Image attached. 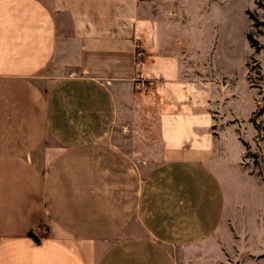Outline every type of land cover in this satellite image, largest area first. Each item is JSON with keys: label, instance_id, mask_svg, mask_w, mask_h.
I'll return each instance as SVG.
<instances>
[{"label": "crops", "instance_id": "crops-1", "mask_svg": "<svg viewBox=\"0 0 264 264\" xmlns=\"http://www.w3.org/2000/svg\"><path fill=\"white\" fill-rule=\"evenodd\" d=\"M159 9L0 0V264H181L175 248L217 233L225 193L215 164L239 133L232 122L213 128L211 80L185 72ZM231 77L217 75V125L232 119L220 103L240 95ZM122 86L154 98V121L146 112L133 127H157L159 158L146 169L110 137Z\"/></svg>", "mask_w": 264, "mask_h": 264}, {"label": "rangeland", "instance_id": "rangeland-1", "mask_svg": "<svg viewBox=\"0 0 264 264\" xmlns=\"http://www.w3.org/2000/svg\"><path fill=\"white\" fill-rule=\"evenodd\" d=\"M157 1L159 14L166 21L161 27H167L170 34L167 46L171 51H182L180 63H188L189 71L185 72L190 76L198 73L193 72L194 67L211 80L214 90L211 106L216 122L213 128L217 130V126L232 122L239 133L238 139L232 133L227 134V155L215 164L225 193V211L217 233L200 247H177L174 253L181 264L187 256L191 264H264V111L257 116L261 132L250 120L251 109L264 105V0ZM220 74L227 78L233 75L231 79L238 82L234 86L240 95L220 103L218 113L223 116L228 111L232 119L218 120L217 125L215 92ZM123 89L127 101L121 95ZM121 90V94H116L119 114L110 137L146 169L159 158L155 155L157 127L151 122L152 131L148 135L135 132L133 127H143L139 118L146 112L154 121V98L151 95V100H145L147 96L141 92L142 99L133 97L134 93L126 86ZM147 146L152 157L144 155ZM108 243L105 241L104 245ZM220 250L222 260L217 259ZM197 253L204 255L193 260Z\"/></svg>", "mask_w": 264, "mask_h": 264}, {"label": "trees", "instance_id": "trees-1", "mask_svg": "<svg viewBox=\"0 0 264 264\" xmlns=\"http://www.w3.org/2000/svg\"><path fill=\"white\" fill-rule=\"evenodd\" d=\"M251 38L252 36L249 35ZM252 41V40H251ZM252 43H254L252 41ZM264 111V105H258V107L253 111L252 116L250 117V120L253 122L254 126L261 132L262 126L260 123L257 121V116H259L262 112ZM259 132V133H260ZM258 133V134H259ZM261 135V134H260Z\"/></svg>", "mask_w": 264, "mask_h": 264}, {"label": "built area", "instance_id": "built-area-1", "mask_svg": "<svg viewBox=\"0 0 264 264\" xmlns=\"http://www.w3.org/2000/svg\"><path fill=\"white\" fill-rule=\"evenodd\" d=\"M136 55L137 56H141V55H143V52L141 50H137L136 51ZM133 79H134V81L137 82V86L140 89L144 90L146 88V83H145L144 79L141 76H138V75L134 76Z\"/></svg>", "mask_w": 264, "mask_h": 264}]
</instances>
